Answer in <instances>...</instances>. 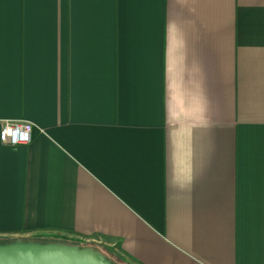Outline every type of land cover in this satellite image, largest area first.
I'll return each mask as SVG.
<instances>
[{"label":"crops","instance_id":"crops-1","mask_svg":"<svg viewBox=\"0 0 264 264\" xmlns=\"http://www.w3.org/2000/svg\"><path fill=\"white\" fill-rule=\"evenodd\" d=\"M0 243L116 264H264V0H0Z\"/></svg>","mask_w":264,"mask_h":264},{"label":"water","instance_id":"water-1","mask_svg":"<svg viewBox=\"0 0 264 264\" xmlns=\"http://www.w3.org/2000/svg\"><path fill=\"white\" fill-rule=\"evenodd\" d=\"M0 264L116 263L92 246L20 238L0 243Z\"/></svg>","mask_w":264,"mask_h":264},{"label":"built area","instance_id":"built-area-1","mask_svg":"<svg viewBox=\"0 0 264 264\" xmlns=\"http://www.w3.org/2000/svg\"><path fill=\"white\" fill-rule=\"evenodd\" d=\"M33 128L30 122L7 120L2 124L0 137L12 146L25 145L31 141Z\"/></svg>","mask_w":264,"mask_h":264}]
</instances>
